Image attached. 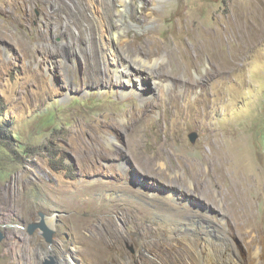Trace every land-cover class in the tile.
Segmentation results:
<instances>
[{
  "label": "rangeland",
  "instance_id": "1",
  "mask_svg": "<svg viewBox=\"0 0 264 264\" xmlns=\"http://www.w3.org/2000/svg\"><path fill=\"white\" fill-rule=\"evenodd\" d=\"M109 5L0 0V264H264V0Z\"/></svg>",
  "mask_w": 264,
  "mask_h": 264
},
{
  "label": "bare ground",
  "instance_id": "2",
  "mask_svg": "<svg viewBox=\"0 0 264 264\" xmlns=\"http://www.w3.org/2000/svg\"><path fill=\"white\" fill-rule=\"evenodd\" d=\"M109 1H110V5L108 6L107 12H106L108 14V19L106 21V24L108 26V29H111L112 26H113V23H111V15L110 14L114 15L113 11L115 9L117 11H119V12L120 11L122 12V10L125 11V9H122V7H121V6H124V4L123 3L120 4V2L118 1L117 7L114 10H112V0H109ZM114 39L118 40L119 39L118 35H114ZM205 45H207L209 47H213V45L210 44V43L205 44ZM120 71H124L125 72V76L130 79L129 81H131V78H137V77L141 78L142 77L141 82L139 83V85H137L141 89H143V87H144V81H145L144 77L147 78V76H150V75L153 74L150 70H147L146 68H144L141 65L136 66V67L131 65L130 63H128V61L125 60V58H122L121 60L118 61L116 72H120ZM123 75H124V73H123ZM157 194H160V193L155 192V193H153V196H155ZM233 194L235 196H237V197L243 198V194L240 193V192L235 191ZM173 195L174 194H172V193H168L167 197L173 196ZM227 197L230 198V194H227ZM243 200H244V202H246L244 204V206L242 207L243 213L244 214H252L253 211H252V208H251L252 207L251 201L246 200L244 198H243ZM139 211L140 210L138 209L137 212L140 214L141 212H139ZM150 260H151L152 263L156 264V262H154L153 258H150ZM160 263H162V262H160ZM196 264H216V260H215L214 257H211L209 255L201 254L200 258L197 259Z\"/></svg>",
  "mask_w": 264,
  "mask_h": 264
},
{
  "label": "water",
  "instance_id": "3",
  "mask_svg": "<svg viewBox=\"0 0 264 264\" xmlns=\"http://www.w3.org/2000/svg\"><path fill=\"white\" fill-rule=\"evenodd\" d=\"M191 141L193 143L197 142L198 139V133L197 132H192L189 135ZM37 229H40L43 236L46 238L47 242H52L53 241V235H54V231H52L49 226L47 225L46 221L43 220L37 224H32L29 227V232L30 233H34ZM6 238V235L4 234V232L2 231V229L0 228V242H2L4 239ZM44 264H56V261L54 259L52 260H46Z\"/></svg>",
  "mask_w": 264,
  "mask_h": 264
},
{
  "label": "clouds",
  "instance_id": "4",
  "mask_svg": "<svg viewBox=\"0 0 264 264\" xmlns=\"http://www.w3.org/2000/svg\"><path fill=\"white\" fill-rule=\"evenodd\" d=\"M0 104H1V101H0ZM3 108H5V107L3 106ZM3 118H4V115L0 113V119L2 120ZM190 134H191V133H190ZM190 134H189V135H190ZM189 138H190V137H189ZM190 140H191V139H190ZM191 142H192V141H191ZM192 143H193V142H192ZM194 144H195V143H194ZM150 193L152 194V193H155V192H154V191H150ZM157 193H158V192H157ZM167 195H168V194H166V196H167ZM59 213H60V212H59ZM59 213H57V214H59ZM41 216H42V219H41L40 221L38 220L37 222L32 223V224H37V223H39V222H41V221H43V220H45L46 223H47V221L50 220V219L47 220V218H48L49 216H47V215H45V214H41ZM32 224H31V225H32ZM47 225H49V224H47ZM29 227H30V225H29ZM0 228H1V226H0ZM49 228H50V227H49ZM50 229H51V228H50ZM37 230H39V231H40V234L43 235L40 229H37ZM37 230H36V231H37ZM51 230H52V229H51ZM2 231H3V230H2ZM36 231H35V232H36ZM52 231H53V230H52ZM3 232H4V231H3ZM35 232H34V233H35ZM34 233H31V234H34ZM4 234L6 235V238H5L4 240H6L7 237H8V235H7V233H5V232H4ZM43 237H44V236H43ZM44 238H45V237H44ZM4 240H3V241H4ZM45 240H46V238H45ZM3 241H2V242H3ZM53 242H54V239H53V241H52L51 243H53ZM62 255L64 256L62 262H59L60 260L57 259V258L59 257V255L56 253L55 256H56L57 258H55V257H53V256H51L50 259L45 258V260L43 261V264L45 263L46 260H52V259H54V260L56 261V264H68V259L65 258L66 253H65V252H62Z\"/></svg>",
  "mask_w": 264,
  "mask_h": 264
},
{
  "label": "trees",
  "instance_id": "5",
  "mask_svg": "<svg viewBox=\"0 0 264 264\" xmlns=\"http://www.w3.org/2000/svg\"><path fill=\"white\" fill-rule=\"evenodd\" d=\"M4 106V105H3Z\"/></svg>",
  "mask_w": 264,
  "mask_h": 264
}]
</instances>
